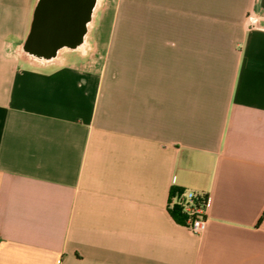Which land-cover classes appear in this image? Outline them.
I'll return each instance as SVG.
<instances>
[{"label":"crops","instance_id":"crops-1","mask_svg":"<svg viewBox=\"0 0 264 264\" xmlns=\"http://www.w3.org/2000/svg\"><path fill=\"white\" fill-rule=\"evenodd\" d=\"M38 2L0 0V264H264V0H100L48 62Z\"/></svg>","mask_w":264,"mask_h":264},{"label":"water","instance_id":"water-1","mask_svg":"<svg viewBox=\"0 0 264 264\" xmlns=\"http://www.w3.org/2000/svg\"><path fill=\"white\" fill-rule=\"evenodd\" d=\"M99 2L100 0H39L33 28L24 51L38 60H53L69 41L70 30L78 31L83 24L80 34L85 38Z\"/></svg>","mask_w":264,"mask_h":264},{"label":"built area","instance_id":"built-area-1","mask_svg":"<svg viewBox=\"0 0 264 264\" xmlns=\"http://www.w3.org/2000/svg\"><path fill=\"white\" fill-rule=\"evenodd\" d=\"M247 22L249 27H257L259 25V18L254 12H251L247 18ZM175 206L180 207L181 213L185 216L181 224L192 234H203L207 226V198L196 194L194 191L184 190L180 194L177 193L170 196L169 210L171 211Z\"/></svg>","mask_w":264,"mask_h":264},{"label":"rangeland","instance_id":"rangeland-1","mask_svg":"<svg viewBox=\"0 0 264 264\" xmlns=\"http://www.w3.org/2000/svg\"><path fill=\"white\" fill-rule=\"evenodd\" d=\"M113 4H114V0H112ZM125 5V3L123 2L122 7ZM124 8H122V11L120 13V18H119V22L117 24V30L114 31V27H115V22H114V26H113V30H112V36L114 38V41L112 43V46H121L117 44V42H122L123 38H124V42H125V46H130L126 43V39H128L127 35L124 37V35L127 33H130V28H131V17L130 14L129 16H127V12H124ZM108 25V23H106ZM122 30L124 31V34L122 32ZM122 36V37H121Z\"/></svg>","mask_w":264,"mask_h":264},{"label":"trees","instance_id":"trees-1","mask_svg":"<svg viewBox=\"0 0 264 264\" xmlns=\"http://www.w3.org/2000/svg\"><path fill=\"white\" fill-rule=\"evenodd\" d=\"M25 46V45H24ZM184 190L182 189H177V188H173L171 190V195H175V194H180L182 193ZM171 215L179 222L182 223L184 221L185 216L181 213V209L178 206H175L171 211H170Z\"/></svg>","mask_w":264,"mask_h":264},{"label":"flooded vegetation","instance_id":"flooded-vegetation-1","mask_svg":"<svg viewBox=\"0 0 264 264\" xmlns=\"http://www.w3.org/2000/svg\"><path fill=\"white\" fill-rule=\"evenodd\" d=\"M84 32V31H83ZM79 33H81L82 34V27H80L79 29H78V31H77V36H76V41H79L80 40V38H82V36H81V34H79ZM83 39V38H82Z\"/></svg>","mask_w":264,"mask_h":264}]
</instances>
